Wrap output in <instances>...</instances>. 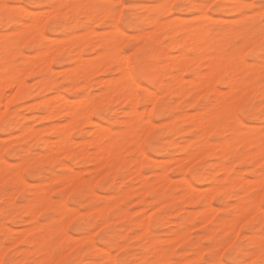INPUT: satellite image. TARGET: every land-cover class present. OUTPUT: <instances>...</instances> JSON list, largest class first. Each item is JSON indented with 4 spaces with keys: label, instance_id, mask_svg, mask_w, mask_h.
<instances>
[{
    "label": "rangeland",
    "instance_id": "rangeland-1",
    "mask_svg": "<svg viewBox=\"0 0 264 264\" xmlns=\"http://www.w3.org/2000/svg\"><path fill=\"white\" fill-rule=\"evenodd\" d=\"M63 1L0 0V6L7 4L10 8H20V10H22L15 22H7L0 19V38L11 32L12 29L13 31L14 29L16 30L21 25L22 21V30L11 34V40L14 42L11 49L13 54L10 64L7 67V72L9 71L10 74H14L21 68V65H26L30 68L24 75V98L22 99V102L19 101L12 106H9V104H7V106H5V104L0 105L2 106L0 107V111L7 112L5 119L10 122L9 127L6 130L0 131V200H5L2 198L3 195L10 194L8 198L11 197V199L9 198L11 201H9L10 203L8 201H0L1 259L18 261L19 264H23L25 260L38 262L41 258L44 260L50 258L52 249L62 248L66 253H64L63 256L57 257L58 260L69 258L75 260L77 264H91V262L99 261L101 259L108 260V255H102L108 251V248L102 247L101 244H97L95 249L86 247V241L88 240L86 233L90 230L92 224L98 222L97 217L104 221L101 223L100 227H107L109 230L108 238L112 239L113 234H115L117 242L126 249V252L121 256L122 259H144L146 250L149 251H147V255L153 258L150 253V250L152 249V244L150 243L158 244L164 255L178 261L179 264H198L202 258L206 260L219 259L220 256L224 255L225 249H230V246L232 245H236L235 251L232 252L231 257H225L227 259L234 258L239 261L240 259L245 258L243 255L245 250L253 245L257 247L255 252L257 255L255 256H258L259 245L254 243L253 240L254 237L261 238L264 217L261 216L260 212L250 216L249 214H246V211L242 210V213L244 212L242 214L241 211L238 212V208L240 207L241 201L246 203L257 202L259 204V197H255L254 201V198L251 200L248 198V193L260 187L258 182H256L259 178L253 181L248 179V177L256 175L254 169L258 170L261 161L258 162V156L256 157L249 153V147L246 145V142L242 143L239 139L234 140L233 135L237 133L228 130L226 127L227 121L225 116L227 111L233 107L241 97L247 98V96H254L259 89V84L255 83L261 75L259 56L255 58V66L251 63L252 58H249L250 63L248 64L239 63L238 60L232 62L230 58L233 55L241 57L243 53L239 47L232 43L231 33L213 32L212 35H208V37L213 52H219L222 56L224 70L222 69L223 72L222 70L220 71L222 73L219 72V76L222 80L215 84V88L214 86L207 89L200 87L201 84L197 83L199 81L198 73L202 71L204 72L208 61L210 62V58L206 57L199 62L192 61L188 64L189 67L187 65L188 68H186L181 75L183 76V81L180 82L179 86L182 90L175 95L174 89L178 86L176 82L178 78L176 79V77L180 75L173 65V58L177 55V50H169L168 40H165L166 42L159 41L160 31L153 28L150 23L151 20L148 19V17L154 15L152 12V6L160 2V0H127V6L138 16L137 26L127 30V39L121 37L119 39L120 41L118 40L119 42L117 40L112 42V38H108L109 36L105 38L108 29L103 25L100 26L103 28V31L101 32H90L86 27L69 28L66 31L49 34L60 37L65 44L68 42L66 48L63 49L60 55L58 54L59 56L51 51L49 56L50 58L54 57L49 64L50 66L48 67V65L41 64V62L40 66H32L31 64H33L36 59H39L38 55H36L38 54V50L43 52V49L46 48L41 47L39 43L32 47H24V45L28 44L32 39L31 36L26 35L27 30H29L27 24L29 25L31 23L28 17L41 15L42 12L39 14L36 10L38 11L40 9L39 11H41L43 9L42 11H47L49 5L61 3ZM169 1L172 2V0ZM181 2H198V0H181ZM212 2H219L223 6V10L211 13V18L214 22L219 25L228 24L231 26L237 23L240 19L238 10L230 9L228 7L235 2V0H212ZM247 2L252 3L254 0H247ZM255 2H258V0H255ZM27 9L28 11H26ZM25 13H27V15H25ZM194 15V12L177 11L172 14V20L177 25L189 24L195 26L197 25V17ZM25 21L30 23H25ZM93 27H96V25H93ZM7 30L9 31L5 33ZM145 33L148 34L146 35ZM75 34L78 35L77 37H80V35L83 34V40L80 44L82 59H91L90 61H92V59L97 60L96 58H102L101 56L98 57V55H100V53L103 54L104 52L103 57L108 55V58L103 60L104 62L109 63L106 64V66L103 65V67L100 68L99 73L97 72V74H93L91 77L89 76L88 82L90 85L88 86L89 88L87 87V90L82 88L81 83L74 88H70L64 82V73L70 71L72 67H76V54L73 51V48L69 46L71 43L70 39L71 37L76 36ZM179 35L180 34H177V36ZM61 40L60 42H62ZM129 40L137 43V48H140L142 51L143 61L146 65L145 73L140 75L137 81L138 87L136 88V92L138 94V112L140 111L144 117L146 114H151L153 112L152 105L156 106V115L151 117V123L147 125L144 133L147 135L146 133L153 132L155 143L152 149L138 156L142 162L140 170H138L135 161L125 162L126 153L134 151V147H130V145H133L134 140L138 141L135 136H132L134 128H132L131 131L127 130V133L126 131L121 130H124L127 124L131 126L134 125V127H143L146 121L140 120V118L135 119L134 115L130 113L132 105L126 103L120 98L118 93L111 95L110 100H105L103 102L106 111L102 115H93V112L91 111L89 115V123H79L76 128L71 130V136L75 140L72 141V143L75 142L72 144L73 146L71 145L72 152H74L73 154L75 155L74 158L70 159L68 155L63 152L56 153V155L49 154V147L45 146L41 141H43V139L46 140V138H48L49 141V138H51L53 141L57 138H55V134L53 135L52 129L50 130L48 125H50L51 128L54 125H63L65 124L64 119L68 117L64 114H60L56 117L42 119L44 118L43 116H45L43 115L45 114V107L42 102L44 97H52V95L56 96L57 93L53 89L46 90L43 87L40 88L41 86L39 84L41 79L48 76V74L51 75L55 89H60L62 87L60 92L70 99L79 100L87 94H90L92 98L94 97L93 99H97L98 96L103 94L105 89L103 82L100 83L101 81L106 79L115 80L120 77L119 62L115 60V58L118 57L116 51L123 47V45L127 44ZM93 42L95 45L92 44ZM135 50L136 49H133V51ZM190 56L194 58L196 55L190 54ZM123 58L125 59L126 57ZM39 60L41 61V59ZM154 60L156 61L154 62ZM151 70H156L157 78L155 81L146 77V72ZM11 71L14 72L11 73ZM100 78L101 81H99ZM81 79L82 78H80L78 82L83 83ZM193 79L195 81H193ZM229 83L234 85L233 89ZM139 84L143 86H140ZM3 87L2 89L0 88V97L2 96V92L7 88H5V86ZM151 93L155 95H152ZM151 95L153 97L155 96L154 99L152 97L154 101L151 99ZM216 96L221 98L220 108L215 115V127L208 138L202 136L201 131H198L193 123H182V117L185 113H189V115H201L202 118H206L209 115L210 109L215 105L214 101L216 100ZM5 99L6 97L3 95V99H1L2 102L5 101ZM8 99L9 98L7 97L5 102L8 103ZM150 101H152V105L150 104ZM145 103L148 104L147 110L144 107ZM221 104L223 105L222 107ZM17 111L22 114L20 115L22 118L14 115ZM36 116H39L40 118L38 117L39 119H37ZM131 118H133L131 121L133 122L135 120L136 124L135 121L134 124L131 123V121L129 122V119ZM168 119L170 120L168 121ZM126 121L127 124L125 123ZM261 123L262 121L260 119L251 121L247 125L245 131L241 132V134L248 136L247 129L258 130ZM21 125L29 126L31 129L33 128L35 134L33 133V136L31 137L21 135ZM98 125L108 126L104 129L106 132L109 131L108 129L115 131V135L117 134V136H119L117 140L124 139L125 133L127 135L129 134L128 136L126 135V139L123 140V142L119 141L121 145L118 144L115 148L118 157L107 161L109 162L108 165H103L102 160H87L86 157L83 156L85 152L93 155V151H96L95 145L93 143L90 144L89 140L93 137V132ZM36 129L39 130L38 133L36 132ZM127 137L128 139L130 137L131 139L133 138V141L127 140ZM231 139L232 142L230 143L229 140ZM103 141L106 142L107 140L103 139ZM255 141H259L258 136ZM122 143H125V145L123 146ZM222 143H228L232 146L234 154L228 156L226 170L218 171L216 161L218 159L212 155L200 153V149L207 144L214 145ZM83 144H85V147ZM241 145H243V147H241ZM181 147H184V149ZM46 149H48V151ZM198 152L200 157L198 156ZM236 152V156L239 158L235 156ZM191 154H195L196 156L194 155L193 157H190ZM143 157L144 159H142ZM192 158L195 160L191 161ZM203 158L206 159L204 160ZM243 160L245 161L243 162ZM251 160L252 163L250 162ZM63 162H66L69 165V170L68 168L66 169L61 166L64 164ZM5 169H8L9 172L11 171V174L13 173L12 171H17L18 176L21 175L23 177V182H17L15 184L13 177L8 174L9 172L6 174L3 173ZM118 169H120L119 172ZM124 169H127V171H124ZM69 171H73L71 173L75 174L78 178L74 181L75 183L71 182L62 186V183H58V179L63 176L62 174H65L66 172L68 173ZM223 173L224 175H222ZM59 175L60 177L58 178ZM21 176L20 178H22ZM184 176L185 178L187 177L186 179H188L190 185H192L191 190L196 196L194 200H188L187 197L184 196L186 190L182 186L185 180ZM24 177H26V179ZM84 177L87 179H82ZM48 178L49 181H52L49 182ZM233 182L235 184L231 185ZM72 183L73 186H71ZM214 185L217 189L214 188ZM41 187L45 188V191L48 192V195H46L47 199L38 205L37 220L36 218L29 219L32 217L28 212L29 205L34 198V191ZM18 188L20 190H18ZM47 189L49 191H47ZM213 191L214 193L212 194ZM60 193H63L62 199H56L55 197ZM73 193H75L74 197L72 195ZM207 194H209V198L206 196ZM206 197L209 200L210 209L208 211V220L204 222L200 221L201 219L199 217L193 218V216L204 209L203 207H205L204 201L207 199ZM156 209H158V211ZM64 210L69 212L70 216L68 214V216H62ZM211 211L212 214H210ZM109 212L110 214H108ZM149 212H155L151 221L152 227L149 229L148 226L144 231L139 225L141 221H145V219L147 221L149 219L147 215ZM72 213L73 215H71ZM190 214L193 215V219L189 222H185L184 218L190 216ZM89 219H91V224L88 223ZM225 220H227V222H225ZM74 221L79 223V227L70 228V225ZM240 221L242 222L240 223ZM202 222H204V224ZM227 223L233 225V230L230 231L227 228L222 227V225ZM37 224L38 226H36ZM104 225L106 226L103 227ZM235 231L236 235L234 233ZM241 232L244 233V235L238 236L237 234ZM132 233H137V235H132ZM145 233H147V235H145ZM250 234L252 236H250ZM34 237H37L38 239H46V237H48V249L45 251L39 250L38 245H36L38 243L30 245L31 240ZM174 237H176L177 240H174ZM169 238H173L174 241L171 242V239L169 240ZM232 238L233 240H231ZM250 238H252V240ZM6 240L13 243H9V246L5 247ZM72 240H74V244ZM152 240H154V242ZM22 241L25 243L21 244ZM228 242L230 243L229 245L227 244ZM147 244L149 247H147ZM15 245H21L19 250H15ZM205 245H210V247H205ZM9 248H12L13 251L9 252ZM220 250L222 251L221 253ZM95 251L100 252L96 253ZM115 251H120V249L116 248ZM196 252H199L198 255L200 254L201 256H198ZM5 253H8L7 257H5ZM217 253H219L220 256L217 255ZM112 257L115 259L114 252L112 253Z\"/></svg>",
    "mask_w": 264,
    "mask_h": 264
},
{
    "label": "snow or ice",
    "instance_id": "snow-or-ice-1",
    "mask_svg": "<svg viewBox=\"0 0 264 264\" xmlns=\"http://www.w3.org/2000/svg\"><path fill=\"white\" fill-rule=\"evenodd\" d=\"M230 9L238 10L240 19L233 25H219L211 18V13L214 11L223 10V6L219 2H212V0H198V2H181V0H160V2L152 6L153 16L148 17L149 20H155L159 22H170L172 20V14L177 11L194 12L197 16V23L202 24L208 35L211 36L213 32H226L231 33L232 43L240 48L243 53L241 57L233 55L230 59L232 62L239 61L242 64L250 63L249 58H252V65H254L255 58H260V71L261 75L255 83L259 84V89L254 96H247V98L241 97L239 101L231 107L225 116L227 121L226 127L231 128L233 133H241L245 131L247 125L254 120L260 119L262 121L258 130H248L249 140V152L259 153L258 159L261 161L255 176L248 177V179L255 181L257 177L260 181V187L254 189L248 193V198L251 200L255 197H259L258 209L261 216L264 217V0H258V2L249 3L247 0H235L230 6ZM198 10V11H196ZM20 9L10 8L7 4L0 6V19L7 22H15L16 18L21 14ZM27 15V13H25ZM31 21L30 29L27 30L26 35L31 36V41L25 44L24 47H32L35 44L43 48H47L50 51L61 47L60 37L55 34L65 31L69 28H83L86 27L90 32H101L103 25L108 29L105 38L110 36L112 42L119 40L121 37L127 39L126 33L129 28H135L138 22V16L134 14L133 10L127 6V0H66L57 4L48 6V10L38 16H30ZM28 23V21H25ZM96 25V27H93ZM191 27V25H189ZM175 31V29H172ZM158 39V37H157ZM166 42V41H165ZM133 49H136L133 51ZM198 49H189L190 54H195ZM116 55L119 57L127 58V71L124 73L128 84L135 86L140 75H143L146 71V65L143 61V53L137 48L135 41L129 40L123 47L117 49ZM4 97H8V104L12 106L23 99V95L20 93L16 83H9L8 87L3 92ZM145 109L148 108V104H144ZM155 105H152L153 112L146 114L143 119L146 121L143 127L134 128L132 135L138 136V141H133L134 151L126 153L125 162L135 161L140 154H143L154 146L153 132H148L145 135L147 125L151 123V117L156 115ZM10 110V109H9ZM106 111L103 102L95 104L92 109L93 115H102ZM138 111V108L136 109ZM7 115L6 111H0V131L6 130L9 127V121L5 119ZM259 139V143H255V140ZM243 147V145H241ZM114 149H109V156L112 155ZM120 169H118V172ZM127 171V169H124ZM26 179V177H24ZM82 179H87L86 177ZM73 197L75 193L72 194ZM63 193H60L56 199H62ZM253 209L246 210V214H251ZM151 228V221L154 213H147ZM98 222L92 224L90 230L86 233L88 240L86 241V247L95 249L97 244H101L102 247L108 248L106 253L102 255H108V260H99L91 262V264H179L178 261L168 257L167 255H159L157 258H151L145 251L144 259H122L121 256L126 249L117 242L115 234L113 238L109 239V230L107 227L101 228L100 224L104 221L97 217ZM88 223H92L89 219ZM79 227V223L74 221L70 228ZM137 235V233H132ZM147 235V233H145ZM238 236L244 235V233H238ZM10 241L5 242V247L9 246ZM25 243L24 241L21 244ZM21 245H15V250H19ZM70 246V245H69ZM210 247V245H205ZM119 248L120 251H115ZM231 249V250H230ZM230 249H225L224 255L219 259L206 260L201 259L198 264H264V224H262L261 240L259 245V254L255 259L252 258V254L256 252V246L253 245L249 249L245 250L243 259L237 261L236 259H227L225 257H231L232 252L235 251V246H230ZM13 251L9 248V252ZM115 253V259H112V253ZM64 255V249L54 248L50 258L44 260L40 259V264H77L73 259L65 258L58 260L57 257ZM71 255V254H69ZM174 255V253H173ZM207 255V254H206ZM219 255V253H217ZM8 253H5V257ZM0 264H19L18 261H12L8 259H0ZM23 264H36V261L25 260Z\"/></svg>",
    "mask_w": 264,
    "mask_h": 264
},
{
    "label": "bare ground",
    "instance_id": "bare-ground-1",
    "mask_svg": "<svg viewBox=\"0 0 264 264\" xmlns=\"http://www.w3.org/2000/svg\"><path fill=\"white\" fill-rule=\"evenodd\" d=\"M63 1V0H62ZM63 2H66V0L65 1H63ZM170 2V1H169ZM57 4V3H56ZM16 5V4H15ZM52 5V4H51ZM18 9V8H17ZM20 9V8H19ZM25 9V8H24ZM40 10V9H39ZM37 11L36 10V12H39V14H40V12H45V11ZM26 11H28V9L26 10ZM30 11V10H29ZM22 12V11H21ZM34 14V13H33ZM37 14V13H36ZM195 17H197L196 15H194ZM181 17V16H180ZM29 18V17H28ZM187 18V17H186ZM213 18H215V17H213ZM2 20V19H1ZM18 20V19H17ZM146 20V19H145ZM229 20V19H228ZM3 21V20H2ZM20 21V20H19ZM28 23H30V22H28ZM151 25H152V27L153 28H155V29H157V30H159L160 31V37H159V41H165V40H168V42H169V46H168V48H169V50H177V55L176 56H174V58H173V65H174V67L178 70V72L180 73V77L178 76V77H176V79L178 78V80L176 81L177 82V87H175V89H174V94L175 95H177V93H179L182 89H181V87L179 86L180 85V82L181 81H183V76H181L182 74H183V72L186 70V68H188L189 67V63L190 62H192V61H195V62H199V61H201V60H203L204 58H206V57H209L210 58V62L208 61V63H207V67L205 68V70H204V72L202 71V72H199L198 73V82L197 83H200L201 85H200V87H202V88H204V89H207V88H210V87H212V86H214V88H215V84L216 83H218L219 81H221L222 79H221V77L219 76V72L223 69V61H222V56H221V54L219 53V52H213V50H212V46L210 45V39H209V37H208V33H207V31L204 29V27H203V25L202 24H198L197 23V25H191V27H189V24L188 25H177L176 23H174L173 22V20H171L170 22H159V23H157L155 20H151ZM149 23V24H150ZM7 24V23H6ZM14 24V23H13ZM20 24V23H19ZM12 25V24H11ZM30 25H31V23L28 25L27 24V27L29 26V29H30ZM151 27V28H152ZM8 28V27H7ZM153 28H152V30H153ZM172 29H175V31H172ZM22 30V21H21V25L15 30L14 29V31H13V29H12V31L11 32H9V33H7L9 30H7L5 33H7V34H5V35H3L1 38H0V88L2 89V87L3 86H5V88L6 87H8V84L9 83H16V85H17V87L19 88V90H20V93L23 95V85H24V75L26 74V72L30 69L29 67H27L26 65V67L25 66H22L21 65V68L19 69V70H17V72H15L14 74H10V72L8 71L7 72V67H8V65L10 64V61H11V59H12V46H13V43L14 42H12V37H11V34H13V33H16V32H18V31H21ZM76 30V29H75ZM138 30V29H137ZM152 30H150V31H152ZM66 31V30H65ZM148 31H149V29H148ZM146 32H147V30H146ZM153 32H154V30H153ZM141 33H142V31H141ZM140 33V34H141ZM77 34V33H76ZM75 34V35H76ZM79 34V33H78ZM131 34V33H130ZM146 34V33H145ZM148 34V33H147ZM146 34V35H147ZM177 34H180L179 36H177ZM83 35V34H82ZM82 35H80V37H77L78 35H76V36H74V37H71V39H70V37H69V39L71 40V43H70V47H72L73 48V51L75 52V54H76V57H75V62H76V67L74 68V67H72V69L70 70V71H66L65 73H64V82L70 87V88H74V87H76V86H78V84L79 83H81L82 85V88H85L86 90H87V87L90 85L89 84V82H88V78H89V76L91 77L93 74L95 75V74H97V72L99 73V71H100V68H102L103 67V65L104 66H106V64H108L109 62H104V60H105V58H108V55H105L104 57H103V55H104V53L103 54H101L100 53V55H98V57L99 56H101L102 58H96L97 60H93L92 59V61H90L91 59H89V60H87V59H82V55H81V52H82V50H81V47H80V44H81V42H82V40H83V37H82ZM99 35V34H98ZM134 35V34H133ZM70 36V35H69ZM65 38V37H64ZM63 38V39H64ZM108 38H110L111 39V37L109 36ZM66 39V38H65ZM61 40V39H60ZM69 40V41H70ZM149 40H150V38H149ZM18 41V40H17ZM62 41V40H61ZM118 41V40H117ZM120 41V40H119ZM118 41V42H119ZM146 41V40H145ZM61 43V47H58V48H56L55 50H51L52 52H54V53H56L57 55L59 54L60 55V53L63 51V49L64 48H66V44H68V42H66V44L62 41V42H60ZM20 44H21V42H20ZM92 44H94V42L92 43ZM120 44V43H119ZM122 44V43H121ZM95 45V44H94ZM166 45V44H165ZM118 46V45H117ZM148 48V47H147ZM140 49V48H139ZM145 49H146V47H145ZM189 49H198V51L195 53V57L193 58V57H191L190 56V53H189ZM44 51L43 52H41L40 50H38V54H36V55H38V58L39 59H41V61L39 60H35V62H33V64H31L32 66H40V62H41V64H45V65H48V67L50 66L49 64H50V62H51V60H52V58L54 57H52V58H50V56H49V54H51V51L49 50V49H43ZM40 51V52H39ZM89 51V50H88ZM102 51V50H101ZM36 52V51H35ZM99 53V52H98ZM55 54V55H56ZM67 54H69V53H67ZM71 54V53H70ZM214 54V55H213ZM58 55V56H59ZM41 58H40V57ZM57 56V57H58ZM93 56V55H92ZM173 56V55H172ZM171 56V57H172ZM87 57H88V55H87ZM89 57H91V56H89ZM116 57V56H115ZM163 57V56H162ZM73 58V57H72ZM114 58V57H113ZM119 58V59H118ZM104 59V60H103ZM115 60L117 61V62H119V70H120V77H116L117 79H106V80H103V81H101V78H100V80L99 81H101L100 83H102L103 82V86H105V89H106V93H108V94H106L105 93V89H104V92H103V94L101 95V96H98V98L96 99H93L91 96H90V94H87L85 97L83 96L82 97V99H70L69 97H67V96H64L61 92H60V89L62 88H60V89H58V88H56L55 89V86H54V84H53V80H52V76L51 75H49L48 74V76H46V77H44V78H42L41 79V81H40V88H44V89H49V90H51V89H53V90H55L56 91V96H53L52 94V97H44V100L42 101L43 102V106L45 107V114H43V115H45V116H43L44 118H42V119H45V118H52V117H56V116H58V115H60V114H64V115H66L68 118H63L64 120H65V124H63V125H54V126H56V127H54V126H52V128H51V126L50 125H48L50 128V130L52 129V133H53V135L55 136V138H57V139H54V140H56V141H52L51 140V138H49L50 139V141L48 140V138H46V140H44L43 139V141H41V142H43V144L45 145V146H47V147H49V154L51 153V155H53V154H55L56 155V153H66L67 155H68V157L70 158V159H72V158H74V152H72V147H71V145L73 144V143H75V142H73L72 143V141L74 140L73 138H72V136H71V130L72 129H74V128H76V126L77 125H79V123H82V124H85V123H89V115H90V112L92 111V109H93V107L95 106V104H97V103H100V102H104L105 100H110L111 99V95H113V94H116V93H118L119 94V97L120 98H122L126 103H130L131 105H132V110L130 111V113L131 114H133L134 115V117H135V119H138V118H140V120H144L143 119V115H142V113H140V111L138 112V111H136V109H137V102H138V94H137V92H136V88L138 87V84H136L135 86H132V85H130V84H128L127 83V81H126V77H125V75H124V73H126V71H127V60H126V58L124 59L123 57H116L115 58ZM73 61V60H72ZM156 60H154V62H155ZM32 62V61H31ZM30 62V63H31ZM104 63V64H103ZM206 63V62H205ZM169 64H170V62H169ZM195 64V63H194ZM187 65H188V67H187ZM69 66V65H68ZM192 66V65H191ZM190 66V67H191ZM204 66V65H203ZM239 66V65H238ZM31 67V66H30ZM71 67V66H70ZM163 67V66H162ZM240 67V66H239ZM242 67H243V65H242ZM74 68V69H73ZM61 69H63V68H61ZM34 70V69H33ZM55 70V69H54ZM65 70H67V69H65ZM64 70V71H65ZM224 70V69H223ZM223 70H222V72H223ZM14 72V71H13ZM12 71H11V73H13ZM63 72V71H62ZM222 72H220V73H222ZM8 73V74H7ZM58 73V72H57ZM176 73V72H175ZM21 74H22V76H21ZM51 74H52V72H51ZM55 74V73H54ZM59 74V73H58ZM225 74V73H224ZM146 77L148 78V79H150V80H152V81H155L156 80V78H157V74H156V70H151V71H149V72H146ZM80 78H82L81 79V81H83V83L82 82H78L79 81V79ZM103 79H104V77H103ZM164 79V78H163ZM252 79V78H251ZM40 80V79H39ZM190 81V80H189ZM191 81H192V79H191ZM193 81H195L194 79H193ZM176 82H174V83H176ZM99 83V84H100ZM193 83H195V82H193ZM192 83V84H193ZM57 84H59V83H57ZM63 85V84H62ZM80 85V84H79ZM140 85V84H139ZM226 85H228V84H226ZM229 85L231 86V88L233 89L234 88V85L232 84V83H229ZM66 86V85H65ZM101 86H102V84H101ZM140 86H143V85H140ZM150 86V85H149ZM64 87V86H63ZM145 87V86H144ZM152 87H154V86H152ZM4 88V87H3ZM38 88V87H37ZM89 88V87H88ZM145 88H147V87H145ZM197 88H198V86H197ZM218 88V87H217ZM65 89V88H64ZM244 89V88H243ZM4 90V89H3ZM2 90V91H3ZM209 90V89H208ZM219 90H221V89H219ZM152 91V90H151ZM154 91V90H153ZM158 91V90H157ZM217 91V90H216ZM222 91V90H221ZM220 91V92H221ZM224 92V91H223ZM226 92V91H225ZM255 92V91H254ZM155 93V92H154ZM158 93V92H157ZM199 93V92H198ZM227 93H228V91H227ZM251 93V92H250ZM101 94V93H100ZM117 94V95H118ZM152 95H155V94H153V93H151ZM201 94V93H200ZM218 94V93H217ZM1 95V94H0ZM30 95V94H29ZM116 95V96H117ZM151 95V99H152V96ZM240 95V94H239ZM24 96V95H23ZM2 97V98H1ZM0 97V105H4L5 104V106H7V102H5L6 101V99H7V97H6V99H5V101H3L2 102V100L1 99H3V92H2V96ZM155 97V96H154ZM154 97H153V99H154ZM24 98V97H23ZM42 98V97H41ZM188 98V97H187ZM116 99V98H115ZM119 99V98H118ZM152 99V100H153ZM158 99V98H157ZM173 99V98H172ZM42 100V99H41ZM159 100V99H158ZM229 100V99H228ZM19 101H21L22 102V99L21 100H19ZM154 101V100H153ZM220 101H221V98L219 97V96H216V100L214 101L215 102V105H214V107L213 108H211L210 109V111H209V115L206 117V118H202V116L201 115H199V116H197L196 114L195 115H189V113L187 114V113H185V115L182 117V123H187V124H191V123H193V125H194V127L199 131H201V135L202 136H205L206 138H208V136L212 133V130H213V128L215 127V123H216V121H215V115H216V113L218 112V110H219V108H220ZM37 102V101H36ZM151 102L152 101H150V104H151ZM1 103H3V104H1ZM30 103H32V102H30ZM33 104V103H32ZM35 104V103H34ZM38 104V103H37ZM155 104V103H154ZM158 104V103H157ZM152 105V104H151ZM23 106V105H22ZM34 106V105H33ZM128 106V105H127ZM223 105L221 104V107H222ZM225 106H227V105H225ZM0 107H2V106H0ZM4 107V106H3ZM24 107V106H23ZM190 107V106H189ZM10 108V107H9ZM18 108V107H17ZM141 109V108H140ZM153 109V108H152ZM147 110V109H146ZM151 110V109H150ZM164 110H166V109H164ZM2 111V110H1ZM14 113V112H13ZM199 113V112H198ZM35 114V113H34ZM128 114H129V112H128ZM150 114V113H149ZM201 114V113H200ZM14 115L15 116H17V117H19L20 115H22L21 113H19L18 111L17 112H15L14 113ZM39 115H40V113H39ZM145 115V114H144ZM24 116V115H23ZM34 116V115H33ZM181 116H182V114H181ZM21 117V116H20ZM37 117V116H36ZM39 117V116H38ZM37 117V119H39ZM133 117V118H134ZM180 117V116H179ZM22 118V117H21ZM130 118V117H129ZM133 118H131V119H129V122L131 121V120H133ZM181 118V117H180ZM36 119V118H35ZM62 119V118H61ZM67 119V120H66ZM123 119V118H122ZM174 119V118H173ZM101 120V119H100ZM170 119H168V121H169ZM105 121V120H104ZM135 121V120H134ZM134 121L132 122L131 121V123H133L134 124ZM63 122V121H62ZM91 122V121H90ZM95 122V121H94ZM97 123V122H96ZM126 124H127V121L125 122ZM157 123V122H156ZM99 124V123H98ZM135 124H136V121H135ZM256 125V124H255ZM45 126H46V124H45ZM104 126V125H103ZM102 125L100 126V125H98V126H96V129L94 130V132H93V137L91 138V140H89V142H90V144L91 143H93L94 145H95V150L96 151H93V155H91L90 153H88V152H85V154H83V156H85L86 157V159L87 160H97V161H100V160H102L103 161V165L104 164H106V165H108V163L109 162H107V161H109L110 159H115V158H117L118 157V155H117V152H116V150H115V148L118 146V144L119 145H121V143L119 142V141H122L123 142V140H125L126 139V133H127V130L128 131H131L132 130V128H136V127H134V125H129V124H127V126H126V128L124 129V130H121V128H120V130L121 131H126V133H125V138L124 137H122V138H124V139H122V140H117V138L119 137V136H117V134L115 135V131H111L110 129H108L109 131H105L104 129L106 128V127H108V126H104L103 127ZM136 126V125H135ZM112 127H113V125H112ZM21 135H23V136H26V137H31V136H33V133H34V129L32 128H30L29 126H25V125H21ZM47 128V127H46ZM91 129V128H90ZM37 130V129H36ZM134 130V129H133ZM228 130L230 131V132H232V129L231 128H228ZM16 131V130H15ZM38 131L39 130H37L36 132L38 133ZM92 131V130H91ZM117 131V130H116ZM169 131V130H168ZM18 132V131H17ZM41 132V131H40ZM39 132V133H40ZM115 132V133H114ZM123 133V132H122ZM121 133V134H122ZM168 133V132H167ZM35 134V133H34ZM147 134V133H146ZM154 134V133H153ZM9 135V134H8ZM129 135V134H128ZM127 135V136H128ZM124 136V135H123ZM133 136V135H132ZM131 136V137H132ZM179 136V135H178ZM25 137V138H26ZM37 137V136H36ZM131 137L128 139V137H127V140H132L133 141V138L131 139ZM136 137V139H138L139 140V137L138 136H135ZM23 138V137H22ZM158 138V137H157ZM233 138H234V140H237V139H239V141L240 142H242V143H244V142H246V145L248 146L249 145V140H248V136H245L244 134H241V133H237V134H235V135H233ZM103 139H106L107 141L106 142H104L103 141ZM120 139H121V137H120ZM13 140V139H12ZM80 140V139H79ZM78 140V141H79ZM75 141V140H74ZM230 141V143L232 142V139L231 140H229ZM81 142V141H80ZM79 142V143H80ZM127 142V141H126ZM129 142V141H128ZM225 142V141H224ZM76 143H77V140H76ZM182 143V142H181ZM255 143H259V141H255ZM10 144V143H9ZM123 144V146L125 145V143H122ZM185 144V143H184ZM85 144H83V146H84ZM186 145V144H185ZM73 146V145H72ZM181 146V145H180ZM3 147V146H2ZM85 147V146H84ZM182 149H184V147H181ZM200 148H201V146H200ZM239 148V147H238ZM109 149H114V151H113V153H112V155L111 156H109V153H108V150ZM27 150V149H26ZM45 150V149H44ZM47 151H48V149H46ZM86 150V149H85ZM88 151V150H87ZM90 151V150H89ZM119 151V150H118ZM84 153V152H83ZM152 153V152H151ZM200 153H202V154H209V155H212V156H214V157H216L218 160H216L217 161V166H218V171H225L226 170V168H227V159H228V156L230 155V154H234V150H233V147L232 146H230L228 143H222V144H207V145H205V146H203L201 149H200ZM251 155H253V156H258L259 157V153L258 152H256V153H252V152H249ZM46 154V153H45ZM202 154H200V155H202ZM159 155V154H158ZM195 154H191L190 155V157H193ZM237 155V152L235 153V156ZM148 156V155H147ZM188 156V155H187ZM196 156V155H195ZM198 156H199V152H198ZM85 157H84V159H85ZM185 157V156H184ZM200 157V156H199ZM198 157V158H199ZM236 157H238V156H236ZM257 157V158H258ZM33 158V157H32ZM51 158V157H50ZM83 158V157H82ZM149 158V157H148ZM207 158H208V156H207ZM213 158V157H212ZM239 158V157H238ZM0 159H1V156H0ZM142 159H144V157L142 158ZM167 159H169V158H167ZM171 159V158H170ZM185 159V158H184ZM193 159V158H192ZM191 159V161H194L195 159H193L192 160ZM197 159V158H196ZM204 159V158H203ZM206 159V158H205ZM204 159V160H205ZM246 159H248V158H246ZM31 160V159H30ZM214 160V159H213ZM236 160V159H235ZM234 160V161H235ZM237 161V160H236ZM245 160H243V162H244ZM16 162V161H15ZM21 162V161H20ZM23 162V161H22ZM24 162H25V160H24ZM248 162H249V160H248ZM251 163H252V160L250 161ZM256 162V161H255ZM254 162V163H255ZM258 162H260V160H258ZM64 164H62L61 166L63 167V168H68V170H69V165L66 163V162H63ZM66 163V164H65ZM120 163V162H119ZM118 163V164H119ZM135 163L137 164V168H138V170H140V168H141V160L139 159V157H138V159H136L135 160ZM190 164V163H189ZM194 164V163H193ZM256 164H257V162H256ZM255 164V165H256ZM144 165V164H143ZM23 166V165H22ZM22 166H20V167H22ZM253 166V165H252ZM187 167V166H186ZM1 168V167H0ZM61 168V167H60ZM250 168V167H249ZM116 169V168H115ZM202 169V168H201ZM206 169V168H205ZM44 170V169H43ZM73 170V169H72ZM191 170V169H190ZM250 170V169H249ZM115 171V170H114ZM185 171V170H184ZM9 171H8V169H5L4 170V174H6V173H8ZM11 172V171H10ZM8 173L10 176H12L13 177V179H14V182H15V184L17 183V182H23L22 181V179H23V177L22 178H20V176H18V174H17V171H12L13 173L11 174V173ZM71 172H73V171H71ZM70 171L67 173H65V174H62L63 176H61L60 177V175L58 176V180H59V182L58 183H62L63 185L62 186H64V184H67V183H71V182H73V183H75L74 181H76L77 180V176L75 175V174H73V173H71ZM187 172V171H186ZM7 174V175H8ZM106 174V173H105ZM167 174V173H166ZM190 174V173H189ZM164 175V174H163ZM222 175H224V173L222 174ZM157 176V175H156ZM203 176V175H202ZM218 176V175H217ZM52 177V176H51ZM56 177V176H55ZM158 177V176H157ZM170 177V176H169ZM189 177H190V175H189ZM50 178V177H49ZM49 178H48V181H49ZM158 178H160V177H158ZM168 178V177H167ZM166 178V179H167ZM184 178H185V176H184ZM187 178V177H186ZM185 178V180H184V184L182 185L183 186V188H185L186 190H185V193H184V196L185 197H187V199L188 200H190V199H195L196 198V196L193 194V192H192V185H190V182L188 181V179H186ZM258 178V177H257ZM50 179H52V178H50ZM104 179V178H103ZM56 180H57V178H56ZM106 180V179H105ZM104 180V181H105ZM206 180V179H205ZM258 180V181H257ZM256 180V182H258V185H260V181H259V179H257ZM25 181V180H24ZM50 181H52V180H50ZM49 181V182H50ZM93 181H94V179H93ZM92 181V182H93ZM99 181V180H98ZM97 181V182H98ZM226 181V180H225ZM54 182V181H53ZM192 182V181H191ZM197 182V181H196ZM204 182V181H203ZM28 183V182H27ZM30 183V182H29ZM73 183H72V185L71 186H73ZM100 183V182H99ZM200 183V182H199ZM226 183V182H225ZM34 184V183H33ZM233 184H235L234 182L231 184V185H233ZM20 185V184H19ZM31 185V184H30ZM213 185V184H212ZM96 186V185H95ZM145 186V185H144ZM181 186V187H182ZM235 186V185H234ZM92 187V186H91ZM193 187H195V186H193ZM244 187V186H243ZM196 188V187H195ZM200 188V187H199ZM214 188L215 189H217L216 187H215V185H214ZM144 189H145V187H144ZM18 190H20L19 188H18ZM36 190V189H35ZM74 190V189H73ZM93 190V189H92ZM209 190V189H208ZM208 190H207V192H208ZM29 191V190H28ZM30 191H32V190H30ZM47 191H49L48 189H47ZM51 191V190H50ZM75 191V190H74ZM94 191V190H93ZM142 191H144V190H142ZM210 191V190H209ZM211 191H212V189H211ZM219 191V190H218ZM35 193H34V198H33V201H32V203L29 205V214H31L32 215V217H30L29 219H35L36 218V216H37V214H38V205H39V203H41V202H43V201H45L46 199H47V196L46 195H48V192H46L45 191V188H39V189H37L36 191H34ZM67 193V192H66ZM65 193V194H66ZM146 193V192H145ZM144 193V194H145ZM214 193V191L212 192V194ZM217 193V192H216ZM219 193V192H218ZM33 194V193H32ZM50 194V193H49ZM211 194V195H212ZM229 194V193H228ZM10 195V194H9ZM9 195H3L2 196V198H4L5 200H3L4 202H6V201H10V199H11V197H9L8 198V196ZM12 195H14V194H12ZM141 195V194H140ZM208 195L209 194H207L206 196L208 197ZM210 195V196H211ZM218 195V194H217ZM135 196V195H134ZM139 196V195H138ZM227 196V195H226ZM206 197V198H207ZM112 198V197H111ZM209 198V197H208ZM208 198L207 199H205V201H204V206L205 207H203L204 209L200 212V213H196V215H191L190 214V216H186L185 218H184V221L185 222H189L191 219H193L194 217H199L200 219V221H207L208 220V216H209V213H208V211H209V209H210V203H209V200H208ZM237 198V197H236ZM7 199V200H6ZM2 200H0V201H2ZM237 200H238V198H237ZM240 200V199H239ZM255 200V198L253 199V201ZM64 201H65V199H64ZM11 202V201H10ZM9 202V203H10ZM159 204H161V203H159ZM159 204H158V206H159ZM233 204V203H232ZM239 204V203H238ZM257 202H251V203H246V202H244V201H241V204H240V207L238 208V212H240L241 211V213H242V210L243 211H246L247 209H249V208H252L253 210L251 211V214H249L250 216L251 215H254L255 213H257V212H259L258 210V206H257ZM27 206V205H26ZM67 206V205H66ZM156 206V205H155ZM230 206V205H229ZM165 207V206H164ZM237 207H238V205H237ZM155 208V207H154ZM154 208H152V209H154ZM157 208V207H156ZM213 208V207H212ZM65 209H67V208H65ZM161 209V208H160ZM182 209V208H181ZM236 209V208H235ZM20 210V209H19ZM75 210H77V209H75ZM97 210V209H96ZM157 211H158V209H156ZM191 210V209H190ZM199 210V209H198ZM213 210V209H212ZM70 211V210H69ZM74 211V210H73ZM99 211V210H98ZM97 211V212H98ZM77 212V211H76ZM194 212V211H193ZM196 212H197V210H196ZM43 213V212H42ZM78 213V212H77ZM155 213V212H154ZM189 213V212H188ZM244 213V212H243ZM242 213V214H243ZM69 215L70 213L69 212H67L66 210H64V212L62 213V216L64 215ZM108 214H110V212L108 213ZM208 214V215H207ZM210 214H212V211H211V213ZM67 215V216H68ZM71 215H73V213L71 214ZM187 215H189V214H187ZM214 215V214H213ZM66 216V217H67ZM70 216V215H69ZM192 216H193V218H192ZM259 216H260V213H259ZM57 217V216H56ZM144 217V216H143ZM159 217H161V216H159ZM23 218V217H22ZM65 218V217H64ZM70 218V217H69ZM72 218V217H71ZM144 218H146V217H144ZM162 218H164V217H162ZM243 218H245V217H243ZM161 219V218H160ZM246 219V218H245ZM264 219V218H263ZM36 220H37V218H36ZM54 220V219H53ZM159 220V219H158ZM163 220V219H162ZM241 220V219H240ZM160 221V220H159ZM158 221V222H159ZM243 221V220H242ZM242 221H240V223L242 222ZM204 222H202L203 224H204ZM211 222V221H210ZM225 222H227V220H225ZM230 222V221H229ZM149 223H150V221H149V219L146 221V219H145V221H141L140 222V225H139V227H142L143 229H144V231L148 228V226H149ZM201 223V222H200ZM214 223V222H213ZM246 223V222H245ZM33 225H35V224H33ZM101 225V224H100ZM161 225V224H160ZM173 225H175V224H173ZM36 226H38V224L36 225ZM106 225H104L103 227H105ZM236 226H238V225H236ZM40 227V226H39ZM152 227V226H151ZM222 227H225V228H227L228 230H233V225L232 224H224V225H222ZM24 230H25V228H24ZM215 230V229H214ZM6 231V230H5ZM4 231V232H5ZM251 231V230H250ZM17 232V231H16ZM29 232V231H28ZM143 232V231H142ZM142 232H140V233H142ZM240 232V231H239ZM21 233V232H20ZM23 233V232H22ZM235 233V235H236V231L234 232ZM208 234V233H207ZM234 235V234H233ZM232 235V236H233ZM235 235H234V237H235ZM257 235V234H256ZM13 236V235H12ZM177 236H179V235H177ZM208 236V235H207ZM250 236H252L251 234H250ZM254 236V235H253ZM31 237V236H30ZM29 237V238H30ZM39 237V236H38ZM233 237V238H234ZM13 238V237H12ZM26 238V237H25ZM40 238V237H39ZM204 238V237H203ZM233 238L231 239V240H233ZM249 238V237H248ZM253 238V237H252ZM252 238H250L251 240H252ZM75 239V238H74ZM133 239V238H132ZM171 239V240H170ZM176 239V237H174V240ZM239 239V238H238ZM169 240L172 242V241H174L173 240V238H169ZM177 240V239H176ZM230 240V241H231ZM242 240V239H241ZM260 240H261V238H258V237H254V243H256V244H258V245H260ZM14 241V240H13ZM30 241V240H29ZM48 241H49V238L48 237H46V239H38L37 237H34V238H32V240H31V242H30V245H33V244H36V243H38V244H36V245H38V249L39 250H47L48 249V245H47V243H48ZM74 240H72V242H73ZM153 242H154V240H152ZM170 241H169V243H170ZM178 242V241H177ZM233 242V241H232ZM76 243V242H75ZM78 243V242H77ZM200 243V242H199ZM73 244H74V242H73ZM72 244V245H73ZM84 244V243H83ZM150 244H152V249L150 250V253H151V256L153 257V258H157L159 255H164L163 254V251H162V249H161V247L158 245V244H155V243H150ZM176 245H178L177 243H175ZM228 245L230 244L229 242L227 243ZM234 244V243H233ZM148 245V244H147ZM228 245H226V246H228ZM175 246V245H174ZM236 246V245H235ZM147 247H149V245L147 246ZM176 247V246H175ZM239 247V246H238ZM72 248V247H71ZM98 248V247H97ZM163 248V247H162ZM228 248V247H227ZM257 248V247H256ZM100 249V248H99ZM225 249V248H224ZM223 249V250H224ZM229 249V248H228ZM239 249V248H238ZM4 250V249H3ZM2 250V251H3ZM28 250V249H27ZM69 250V249H68ZM205 251V250H204ZM24 252H26V251H24ZM71 252V251H70ZM69 252V253H70ZM96 252V251H95ZM98 252H100V251H98ZM98 252H96V253H98ZM106 252V251H105ZM149 252V251H148ZM222 251L220 250V253H221ZM64 253H66L65 251H64ZM80 253V252H79ZM197 253V255H198V253L199 252H196ZM243 253V252H242ZM255 255H257L256 253L255 254H253L252 255V257L253 256H255ZM198 256H201L200 254L198 255ZM220 256V255H219ZM142 257H144V256H142ZM256 257V256H255ZM255 257H253V258H255ZM2 257H1V254H0V259H1ZM64 258V257H63ZM58 259V258H57ZM112 259H114L113 257H112ZM125 259V258H124ZM187 259V258H186ZM128 260V259H127ZM182 261V260H181ZM180 261V262H181ZM187 261V260H186ZM183 262V261H182ZM181 262V263H182ZM36 264H40V261H36ZM88 264V263H87Z\"/></svg>",
    "mask_w": 264,
    "mask_h": 264
}]
</instances>
